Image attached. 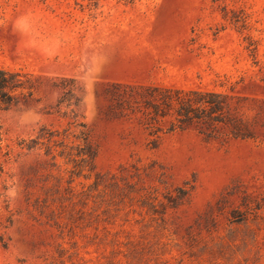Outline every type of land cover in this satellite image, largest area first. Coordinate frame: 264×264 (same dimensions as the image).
Wrapping results in <instances>:
<instances>
[{
    "label": "rangeland",
    "instance_id": "rangeland-1",
    "mask_svg": "<svg viewBox=\"0 0 264 264\" xmlns=\"http://www.w3.org/2000/svg\"><path fill=\"white\" fill-rule=\"evenodd\" d=\"M0 68L38 100L0 109V264H264V0H0ZM114 84L223 93L249 136L152 135Z\"/></svg>",
    "mask_w": 264,
    "mask_h": 264
},
{
    "label": "trees",
    "instance_id": "trees-1",
    "mask_svg": "<svg viewBox=\"0 0 264 264\" xmlns=\"http://www.w3.org/2000/svg\"><path fill=\"white\" fill-rule=\"evenodd\" d=\"M34 84L27 73L0 68V109H18L27 107L38 101L33 97ZM50 89L58 90L60 95L57 106L61 105L67 96H72L77 89L71 78H60L50 84ZM111 110L116 115H139L150 133L172 132L195 125L201 133L213 136L218 126L227 129V134L233 137H248L241 121L230 113L228 96L214 91L183 90L160 86H133L114 84L110 90ZM167 125L163 127V123ZM46 139L51 141L54 134L47 132ZM82 144L76 147V152L65 151L62 141H53L54 145L62 146L59 156L70 157L75 169L74 174L91 166L95 150L89 145L87 136L80 131L78 136ZM31 143V144H30ZM36 144L22 140L20 148L30 149ZM49 150V149H48ZM47 150V152H48ZM9 151L0 156L7 158ZM54 157V156H53ZM83 164V165H82ZM81 165L84 166L81 168Z\"/></svg>",
    "mask_w": 264,
    "mask_h": 264
}]
</instances>
